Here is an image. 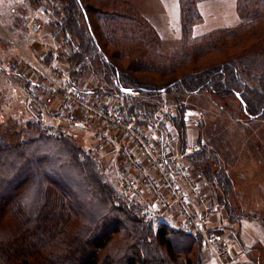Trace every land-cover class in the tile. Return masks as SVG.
Wrapping results in <instances>:
<instances>
[{"label":"trees","instance_id":"obj_1","mask_svg":"<svg viewBox=\"0 0 264 264\" xmlns=\"http://www.w3.org/2000/svg\"><path fill=\"white\" fill-rule=\"evenodd\" d=\"M29 1L65 43L70 86L87 91L83 84L93 75L89 91L123 94L126 116L142 125L162 111L163 95L173 97L168 119L181 153L190 136L181 95L207 93L226 102L220 106L226 110L238 102L247 122L264 120V0H237L239 24L198 39L193 30L203 22L199 3L208 0H179L181 39L175 48L165 47L126 0ZM71 139L45 127L17 145L0 136V264H205L200 239L121 196L94 158L97 150ZM202 139L201 150L185 160L193 175L206 180L212 202L228 208L234 221L221 154Z\"/></svg>","mask_w":264,"mask_h":264},{"label":"rangeland","instance_id":"obj_2","mask_svg":"<svg viewBox=\"0 0 264 264\" xmlns=\"http://www.w3.org/2000/svg\"><path fill=\"white\" fill-rule=\"evenodd\" d=\"M126 1L133 4L131 0ZM236 6L237 0H208L199 3L203 22L194 28L193 37L198 39L215 30L236 27L240 22ZM0 7L1 139L3 138L11 145H17L29 138H36L43 127L50 131L60 129L71 137L73 142L89 151L92 149L90 131L53 120L51 114L54 108L53 102L33 93L26 77L14 76L8 71L9 63L20 59L19 46L35 40L30 31V23L39 13L34 12L35 8L29 0H0ZM149 8L151 19L163 36L160 38L164 46L175 48L181 39L179 0H168L167 5L164 4L162 8L159 0H152ZM25 38L28 40L24 41ZM52 38L50 39L52 45L58 43L66 59L68 50L65 43L61 38L53 35ZM41 49L43 47L39 51ZM64 63L69 74V66L66 61ZM93 77V75L87 77L86 84H83L82 88L88 91L92 89L90 82L91 84L94 82ZM93 88H96V85ZM179 97L187 100L185 105L188 108L187 115L190 117L188 129L191 130L189 133L194 129L198 138L201 136L202 141L208 142L207 144L213 150L221 154V169L231 180V191L227 204L234 221H227L231 218L227 213L228 208L225 209L221 204L222 207H220L215 204L216 201L214 202L217 211L226 216L225 226L230 225L235 230H231V235L229 234L227 238L233 244L232 256L234 257L222 264H264V120L247 122L246 115L240 111L238 102L228 106L227 110V107L221 109L220 106L226 102L221 105L207 93L193 97L182 95ZM142 99L151 101L148 98ZM161 100L162 111L175 109L173 97L163 95ZM124 112L127 115L125 107ZM190 140L189 136L188 145ZM178 143L180 148V142ZM93 156L106 169L104 177L109 179L120 192L113 156L100 150L94 151ZM193 177L199 180L202 187L208 191L206 188L208 184L202 176L196 173ZM121 196L128 199L123 193ZM208 196L212 199L211 194ZM173 216L177 221L172 219L168 223L170 226L179 223L178 218ZM170 217L166 216V218ZM203 251L205 264H219L209 250L203 248Z\"/></svg>","mask_w":264,"mask_h":264},{"label":"built area","instance_id":"obj_3","mask_svg":"<svg viewBox=\"0 0 264 264\" xmlns=\"http://www.w3.org/2000/svg\"><path fill=\"white\" fill-rule=\"evenodd\" d=\"M43 30L40 19L31 21L35 40L19 46L20 59L9 63L10 74L26 77L33 93L53 102V120L91 132L90 150L113 156L119 188L128 200L143 203L153 218L175 215L219 264L228 261L233 244L216 232L222 229L210 227L216 207L185 160L201 146L191 137L181 153L178 134L168 119L174 110H163L142 125L125 115L124 95L82 92L70 86L64 51L58 43L41 42ZM38 45L43 49L38 51Z\"/></svg>","mask_w":264,"mask_h":264},{"label":"crops","instance_id":"obj_4","mask_svg":"<svg viewBox=\"0 0 264 264\" xmlns=\"http://www.w3.org/2000/svg\"><path fill=\"white\" fill-rule=\"evenodd\" d=\"M16 1H18V0H16ZM131 1H132L133 4H135L137 6L138 10H140L142 12L143 16L148 20V22H150L155 27V29L158 32L159 29L157 28L156 24L151 19L152 16H151L149 4L152 2V0H131ZM159 2H160V5H161V8H162L164 4L167 5L168 0H159ZM34 12L36 14L39 13L38 15L35 14L36 17L34 19H40L44 23V30H43L42 34L40 35V41L43 42V43L52 44L50 39L52 38L53 30L51 28H49V26L47 25L46 14L42 10H39V9H34ZM34 19H32V20H34ZM158 34L161 36V38L163 37L161 35L160 31L158 32ZM23 40L26 41L28 39L25 38ZM52 40H53V38H52ZM28 43H30V42H25L24 44L20 45V47H23L25 44H28ZM40 48H41V46L38 45L37 46L38 51H39ZM18 52H19V50H18ZM189 130H191V129H189ZM194 132L195 131L193 129L192 132H190V137H192V139L198 140V136H196V134ZM208 194H210V193H208ZM172 219L174 221H177L174 218V216H171L170 218H164L163 220L167 221V222H170ZM225 219H226V216L223 213L218 212L217 211V207H216L215 208V214L213 216L212 224L210 225V227H213V229H216V228L222 229V231H223L222 232V237L227 240V238L229 237V234L231 235L230 231L231 230L235 231V230L230 225H226L225 226V224H224V220ZM227 221L229 222L231 220L227 219ZM233 257L234 256L231 255V258L229 260L233 259Z\"/></svg>","mask_w":264,"mask_h":264},{"label":"water","instance_id":"obj_5","mask_svg":"<svg viewBox=\"0 0 264 264\" xmlns=\"http://www.w3.org/2000/svg\"><path fill=\"white\" fill-rule=\"evenodd\" d=\"M123 93H124V94H130L131 91H129V90H125V91H123Z\"/></svg>","mask_w":264,"mask_h":264}]
</instances>
